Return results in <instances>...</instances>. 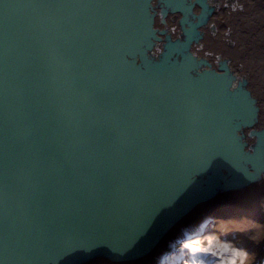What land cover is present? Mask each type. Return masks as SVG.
<instances>
[{"label": "water", "instance_id": "water-1", "mask_svg": "<svg viewBox=\"0 0 264 264\" xmlns=\"http://www.w3.org/2000/svg\"><path fill=\"white\" fill-rule=\"evenodd\" d=\"M210 11L0 0V264L144 256L215 190L254 179L264 128L253 148L241 131L258 101L191 50Z\"/></svg>", "mask_w": 264, "mask_h": 264}, {"label": "bare ground", "instance_id": "bare-ground-1", "mask_svg": "<svg viewBox=\"0 0 264 264\" xmlns=\"http://www.w3.org/2000/svg\"><path fill=\"white\" fill-rule=\"evenodd\" d=\"M205 1L211 11L191 50L214 69L225 61L233 85L245 75L258 113L241 135L253 148L251 131L264 128V0ZM160 259L161 264H264V163L248 184L219 188L197 203L144 256L115 263L98 257L87 264H160Z\"/></svg>", "mask_w": 264, "mask_h": 264}, {"label": "rangeland", "instance_id": "rangeland-1", "mask_svg": "<svg viewBox=\"0 0 264 264\" xmlns=\"http://www.w3.org/2000/svg\"><path fill=\"white\" fill-rule=\"evenodd\" d=\"M193 11H194V12H198V11H199V7H198L197 5L194 6ZM242 13H244V12H242ZM156 19H158V16H155V24H156V27L161 28V27H162V24L159 22V20L157 21ZM165 19L168 20L170 23L174 22L173 20L170 19L169 16H168V17H165ZM157 23H158V25H157ZM254 88H255V87H254ZM254 96H255V95H254ZM255 97H256V96H255ZM161 263H162V261H161V259H160V264H161Z\"/></svg>", "mask_w": 264, "mask_h": 264}]
</instances>
